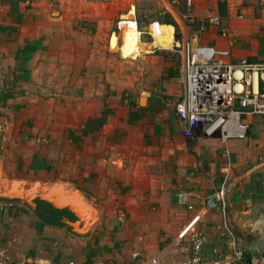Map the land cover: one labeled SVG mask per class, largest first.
Wrapping results in <instances>:
<instances>
[{
	"label": "crops",
	"instance_id": "1",
	"mask_svg": "<svg viewBox=\"0 0 264 264\" xmlns=\"http://www.w3.org/2000/svg\"><path fill=\"white\" fill-rule=\"evenodd\" d=\"M182 1L184 11L163 0L168 16L156 21L174 26L171 47L140 30L136 55L120 22L140 29L139 0H0V244L14 263L134 264L164 254L172 264L190 255L198 231L210 264H230L227 227L248 256L264 254V114L244 115L247 137L226 144L185 135L173 49L184 17L194 46L264 60V0ZM211 16L221 25L201 30ZM116 59L137 63L132 80L115 73ZM227 175L224 211L212 196ZM51 191L79 199L83 217L41 198Z\"/></svg>",
	"mask_w": 264,
	"mask_h": 264
},
{
	"label": "built area",
	"instance_id": "2",
	"mask_svg": "<svg viewBox=\"0 0 264 264\" xmlns=\"http://www.w3.org/2000/svg\"><path fill=\"white\" fill-rule=\"evenodd\" d=\"M264 28V10L261 18ZM220 26L221 18L211 16L203 23L201 30L208 26ZM226 31L223 35H226ZM177 40L173 49L181 53L185 94L177 105V111L186 122L185 135L192 137L195 131L206 136L219 135L226 144L232 138L247 137L250 124L244 115L264 114V60L253 62L247 58L233 59L229 49L198 44L190 39ZM225 155L229 149L225 148ZM229 176L216 193L218 205L227 208L226 194ZM230 234L228 251L224 259L230 264H264V254L248 256L240 246L234 232ZM190 255L182 262L172 264H210L203 255L207 237L195 231L192 234ZM219 255L218 250H214ZM164 254L134 264H162ZM0 264H16L9 251L0 244ZM69 264H75L71 262Z\"/></svg>",
	"mask_w": 264,
	"mask_h": 264
},
{
	"label": "rangeland",
	"instance_id": "3",
	"mask_svg": "<svg viewBox=\"0 0 264 264\" xmlns=\"http://www.w3.org/2000/svg\"><path fill=\"white\" fill-rule=\"evenodd\" d=\"M172 3H174L175 5L179 4V7L181 8L182 11H184L181 7L182 4H184V2L182 0H177V2H173V0H169ZM139 2H141L142 7L140 10V19H139V24H140V30L143 31L144 33L142 34V39H148L151 38V29L156 28H169L172 31V35H174V31L175 28L172 25H167V26H162L163 24L160 22H156L159 20H164V18L168 16V12H167V8L164 5L163 0H139ZM138 16V15H137ZM183 20H180V23L176 26V39L179 40L182 43L183 38H187V34L185 33L186 29H185V22H187V20L182 17ZM124 19V18H123ZM125 19H129V17H126ZM124 19V20H125ZM154 26V27H153ZM141 37V35H140ZM123 39L125 40V38L123 37ZM193 44V43H192ZM194 45V44H193ZM169 50V49H168ZM172 50V49H170ZM175 53V58H177V62H178V66L181 64V53L179 51H174ZM174 58V59H175ZM176 60V59H175ZM130 67H132V69H129L128 67H126L125 65H123V63H121V61H119L118 59L114 60V68H115V73L120 72L122 70H127L129 71L130 75L132 76L130 78V80H132L134 78L135 75H132L133 72L138 70V66L137 63L136 64H129ZM124 66V67H123ZM135 70V71H134ZM137 74V73H136ZM115 79L120 81L121 78L116 77Z\"/></svg>",
	"mask_w": 264,
	"mask_h": 264
},
{
	"label": "bare ground",
	"instance_id": "4",
	"mask_svg": "<svg viewBox=\"0 0 264 264\" xmlns=\"http://www.w3.org/2000/svg\"><path fill=\"white\" fill-rule=\"evenodd\" d=\"M123 30L122 37L125 38V44L129 53L137 55L140 52V35L141 31L138 28L137 22L132 19H125L120 22ZM154 27V26H153ZM152 36L154 38V45L161 48H170L171 39L173 38L172 31L169 28H154L152 29ZM127 52V53H128Z\"/></svg>",
	"mask_w": 264,
	"mask_h": 264
},
{
	"label": "water",
	"instance_id": "5",
	"mask_svg": "<svg viewBox=\"0 0 264 264\" xmlns=\"http://www.w3.org/2000/svg\"><path fill=\"white\" fill-rule=\"evenodd\" d=\"M45 191H47V189H45ZM48 192V191H47ZM53 191L49 192L48 194H42L41 198L51 202L54 204V206H56L57 208H63L68 206L77 216L79 217H83L81 214V209H82V203L80 202L79 199L77 198H72L71 200L69 199H61L58 196L56 197L55 195H53ZM215 196H212V199H216V194H214ZM55 196V197H54ZM216 205H217V199H216Z\"/></svg>",
	"mask_w": 264,
	"mask_h": 264
},
{
	"label": "trees",
	"instance_id": "6",
	"mask_svg": "<svg viewBox=\"0 0 264 264\" xmlns=\"http://www.w3.org/2000/svg\"><path fill=\"white\" fill-rule=\"evenodd\" d=\"M164 24H171V22H163ZM41 202V204H43V205H46V206H48V212H49V214L50 215H55V216H57V215H62V212L63 211H61V210H58V209H56V208H54V207H52V205L51 204H49L48 202H46V201H40Z\"/></svg>",
	"mask_w": 264,
	"mask_h": 264
}]
</instances>
